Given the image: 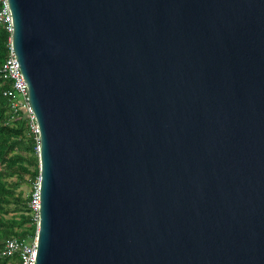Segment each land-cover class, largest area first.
Returning a JSON list of instances; mask_svg holds the SVG:
<instances>
[{"label": "water", "instance_id": "1", "mask_svg": "<svg viewBox=\"0 0 264 264\" xmlns=\"http://www.w3.org/2000/svg\"><path fill=\"white\" fill-rule=\"evenodd\" d=\"M6 2L33 264H264V0Z\"/></svg>", "mask_w": 264, "mask_h": 264}, {"label": "trees", "instance_id": "2", "mask_svg": "<svg viewBox=\"0 0 264 264\" xmlns=\"http://www.w3.org/2000/svg\"><path fill=\"white\" fill-rule=\"evenodd\" d=\"M9 32L0 24V66L8 55ZM9 82L0 75V264H19V253L3 254L6 241L35 235L37 219L29 203L39 178L37 139L21 112L10 120Z\"/></svg>", "mask_w": 264, "mask_h": 264}, {"label": "built area", "instance_id": "3", "mask_svg": "<svg viewBox=\"0 0 264 264\" xmlns=\"http://www.w3.org/2000/svg\"><path fill=\"white\" fill-rule=\"evenodd\" d=\"M0 24L9 32L8 39V55L0 66V75L3 79L9 82V87L4 90L3 94L10 100L11 115L10 120H16L19 116V112L27 118V123L30 132H32L36 139V151L38 153V127L32 113L28 96L26 83L23 80L19 67L14 57L13 48L11 46L12 22L7 6L6 0H0ZM30 207L35 213V217L38 221V206H39V188L38 183L35 191L32 193L29 203ZM37 236L35 235L28 240H21L17 237L9 238L4 246L3 254L12 255L13 253H19V264H33L34 254L36 248Z\"/></svg>", "mask_w": 264, "mask_h": 264}]
</instances>
